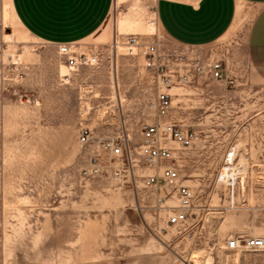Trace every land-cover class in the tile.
Instances as JSON below:
<instances>
[{"label": "rangeland", "instance_id": "1", "mask_svg": "<svg viewBox=\"0 0 264 264\" xmlns=\"http://www.w3.org/2000/svg\"><path fill=\"white\" fill-rule=\"evenodd\" d=\"M156 1L115 0L97 34L75 45L97 52L99 64L74 71L0 0V264H264V248L228 247L232 237L264 236V80L248 56L254 9L245 6L216 42L189 47L160 29ZM130 35L205 66L169 88L168 118L139 49L128 52ZM214 60L223 79L208 73ZM168 119L196 133L184 149L169 141L193 192L177 225V195L144 184L154 170L138 167L126 182L86 179L78 141L89 126L96 139L126 138L139 151L143 127Z\"/></svg>", "mask_w": 264, "mask_h": 264}, {"label": "built area", "instance_id": "2", "mask_svg": "<svg viewBox=\"0 0 264 264\" xmlns=\"http://www.w3.org/2000/svg\"><path fill=\"white\" fill-rule=\"evenodd\" d=\"M128 52L136 54L135 49L145 60V67L150 70L157 83V111L162 117H170L172 111V94L169 88L190 83L195 75L203 74L206 69L199 59L192 62L186 60L184 55H165L160 52L156 43L140 44L138 37L130 35ZM59 53L65 58L68 67L77 71L85 66L97 65L100 57L97 52H78L75 45L61 43L58 45ZM208 73L216 79L224 78L222 62L214 60L207 65ZM144 142L136 151L129 140L121 137L95 138L89 126H82L79 130L78 141L87 151L88 164L83 169L86 179L110 178L118 182H126L136 173V168H149L154 170L144 179L146 186L157 185L172 189L177 195L179 209L169 216V224L177 225L187 219L189 208L193 201L191 188L182 182L180 166L176 151L169 146L174 141L180 149L192 145L196 133L189 128L168 119L164 122L146 124L142 130ZM136 153L142 156L136 159ZM133 174V176H132ZM231 249L243 247L252 249L264 248V236L232 237L228 242Z\"/></svg>", "mask_w": 264, "mask_h": 264}, {"label": "crops", "instance_id": "3", "mask_svg": "<svg viewBox=\"0 0 264 264\" xmlns=\"http://www.w3.org/2000/svg\"><path fill=\"white\" fill-rule=\"evenodd\" d=\"M115 0H11L19 24L35 38L77 45L94 36L107 21ZM245 6L254 9L248 30V56L264 80V0H157L155 13L162 31L189 47L222 38ZM169 144V142H168Z\"/></svg>", "mask_w": 264, "mask_h": 264}, {"label": "bare ground", "instance_id": "4", "mask_svg": "<svg viewBox=\"0 0 264 264\" xmlns=\"http://www.w3.org/2000/svg\"><path fill=\"white\" fill-rule=\"evenodd\" d=\"M10 2H11V0H10Z\"/></svg>", "mask_w": 264, "mask_h": 264}]
</instances>
